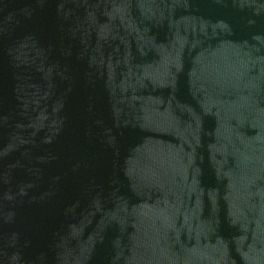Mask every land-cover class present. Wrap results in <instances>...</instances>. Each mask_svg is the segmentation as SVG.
<instances>
[{
    "label": "water",
    "instance_id": "water-1",
    "mask_svg": "<svg viewBox=\"0 0 264 264\" xmlns=\"http://www.w3.org/2000/svg\"><path fill=\"white\" fill-rule=\"evenodd\" d=\"M0 264H264V0H0Z\"/></svg>",
    "mask_w": 264,
    "mask_h": 264
}]
</instances>
